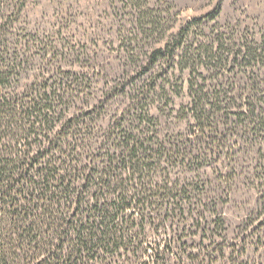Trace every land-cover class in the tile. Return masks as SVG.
<instances>
[{
  "label": "rangeland",
  "instance_id": "1",
  "mask_svg": "<svg viewBox=\"0 0 264 264\" xmlns=\"http://www.w3.org/2000/svg\"><path fill=\"white\" fill-rule=\"evenodd\" d=\"M0 37L24 60L16 89L63 76L70 114H91L99 135L142 119L158 144L198 153L170 170L185 213L155 220L133 264L165 242L161 264H264V129L247 140L223 110L201 134L189 112L198 88L217 109L264 96V0H0Z\"/></svg>",
  "mask_w": 264,
  "mask_h": 264
},
{
  "label": "trees",
  "instance_id": "2",
  "mask_svg": "<svg viewBox=\"0 0 264 264\" xmlns=\"http://www.w3.org/2000/svg\"><path fill=\"white\" fill-rule=\"evenodd\" d=\"M8 46L0 37V264L138 262L147 228L185 213L188 193L170 170L198 153L158 144L142 119H119L99 135L91 114H70L77 85L63 76L16 89L24 60ZM202 90L189 109L199 133L223 110L247 140L248 127L264 129V96L242 93L217 109ZM170 246L139 264H161Z\"/></svg>",
  "mask_w": 264,
  "mask_h": 264
}]
</instances>
